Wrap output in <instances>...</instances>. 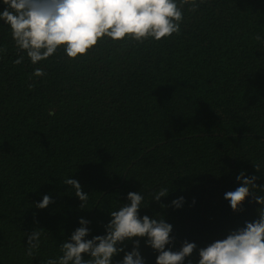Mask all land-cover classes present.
Here are the masks:
<instances>
[{"label":"trees","instance_id":"16d2710c","mask_svg":"<svg viewBox=\"0 0 264 264\" xmlns=\"http://www.w3.org/2000/svg\"><path fill=\"white\" fill-rule=\"evenodd\" d=\"M197 2L195 12L184 6L179 35L104 38L74 59L60 46L36 64L0 20V264L58 257L79 217L91 221L87 238L104 234L129 191L144 196L141 216L172 224L173 250L184 239L204 247L256 218L250 197L234 212L224 193L240 186L241 170L264 183V0ZM70 177L88 193L84 209ZM161 188L168 195L152 200ZM43 194L54 202L38 209ZM41 228L29 257L27 234ZM139 239L145 264H155ZM188 259L196 264L197 251Z\"/></svg>","mask_w":264,"mask_h":264},{"label":"clouds","instance_id":"9594fccd","mask_svg":"<svg viewBox=\"0 0 264 264\" xmlns=\"http://www.w3.org/2000/svg\"><path fill=\"white\" fill-rule=\"evenodd\" d=\"M5 7L0 10V20L10 26L17 50L26 53L33 64L46 60L56 53L60 46L69 58H77L88 53L104 38L112 41L124 39L143 43L152 38L159 41L179 35L184 20V6L190 12L199 8L197 0H2ZM255 40L261 41L260 35ZM0 48V52H5ZM24 55H18L14 64L23 63ZM35 77L45 76L42 68L34 69ZM31 87V85H29ZM256 172L260 163H253ZM256 175L245 176L241 170L236 176L240 186L224 193L234 212L243 211V202L257 205L256 218L245 220L243 226L230 230L223 239L213 240L197 249L195 242L184 239L178 250H173L175 237L170 235L172 224L160 216L140 215L144 196L139 191H129L126 202L117 210L109 212L110 220L103 226L104 234H90L87 227L91 221L79 217V227L60 244L56 258L47 259L44 264H145L140 252V239L155 253V264H185L194 250L199 259L196 264H264V183L256 184ZM64 184L74 189V195L84 209L88 193L82 191L78 180L66 178ZM168 188H161L152 194V200L161 201L167 196ZM49 194H43L35 203L44 209L53 203ZM184 197L173 199L170 204L179 208ZM194 203V201H193ZM163 207H166V205ZM43 230L33 229L27 234L26 255L33 257L39 249ZM137 238V239H133ZM131 241L130 251L125 250V242ZM123 252L122 259L113 257ZM83 254V255H82ZM85 256L87 258H85ZM187 264H193L188 259Z\"/></svg>","mask_w":264,"mask_h":264}]
</instances>
